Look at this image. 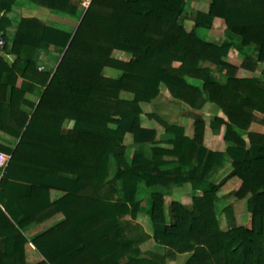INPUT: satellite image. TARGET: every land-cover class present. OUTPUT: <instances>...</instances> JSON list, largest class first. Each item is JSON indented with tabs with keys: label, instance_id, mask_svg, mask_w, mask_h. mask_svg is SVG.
I'll use <instances>...</instances> for the list:
<instances>
[{
	"label": "trees",
	"instance_id": "trees-1",
	"mask_svg": "<svg viewBox=\"0 0 264 264\" xmlns=\"http://www.w3.org/2000/svg\"><path fill=\"white\" fill-rule=\"evenodd\" d=\"M29 1L77 24L64 30L24 18L10 40L7 13L15 0H0V130L15 140L10 147L0 143L9 156L0 170V264H32L22 230L60 213L61 223L32 240L43 257L36 264H171L179 255H189L183 264H264V134L250 131L254 123L264 126V68L261 78H241L231 57L234 49L254 46L264 66V0H211L190 31L181 20L187 0ZM216 19L240 38L238 48L199 37L198 29H212ZM45 47L60 56L54 69L40 70ZM115 51L131 59H116ZM105 68L123 74L109 78ZM221 72L225 83L216 78ZM164 92L194 111L217 106L213 123L226 127V151L206 147L207 124L199 115L193 137L157 118L172 136L167 144L144 128L142 104ZM128 136L151 146V158L138 152L129 162ZM225 155L231 171L217 182ZM234 178L242 182L235 196L248 198L252 223L230 221L222 229L219 194ZM182 183L192 186V207L155 196L150 235L137 222L141 185ZM52 190L64 196L51 203Z\"/></svg>",
	"mask_w": 264,
	"mask_h": 264
},
{
	"label": "rangeland",
	"instance_id": "rangeland-1",
	"mask_svg": "<svg viewBox=\"0 0 264 264\" xmlns=\"http://www.w3.org/2000/svg\"><path fill=\"white\" fill-rule=\"evenodd\" d=\"M25 3L29 4L32 10H30L26 15L27 16H33V17H39L42 18L44 16L43 14L45 13H51L49 12L48 9L42 8V7H37L34 6L31 2L28 0H24ZM211 0H187L186 7L184 10V14L182 17V22L184 23L186 29L188 31L192 30L194 27V22L193 18L198 12H208L209 6H210ZM57 13V12H56ZM75 24V23H74ZM71 26L68 30H73L75 28V25ZM198 35L201 39L216 43L218 45H221L225 42H232L237 48L240 46V41L238 39L233 37L227 30L226 24L224 20L219 19L215 20L213 28L208 30V29H198ZM240 48V47H239ZM238 48V49H239ZM234 49L232 53V60L235 62L236 65L239 66V71H238V76L243 78V76L248 77H259L261 78V72L264 68L263 65H260L256 62L257 60V50L256 48L253 47H248V48H243V49ZM113 57L119 60L123 61H129L131 59V55L125 52L121 51H115L113 53ZM108 69L107 71H104V75L107 77L111 78H119L123 73L120 70L112 69V68H106ZM217 80L225 83L227 80V76L225 75L224 72H221L216 76ZM190 82L194 85H197L199 87H202V82L197 81V80H190ZM164 94L167 98L171 100H175V104L173 106L170 105H160L163 108L165 107V113L167 114L169 118V122H177L176 119L180 120L181 118H186L188 125L191 127V122L194 124V119L197 115L202 116L203 118L206 117L207 119V129H206V134L211 136L213 135H220L221 134V128H218L217 126L214 125L213 121L215 117L220 114L219 108L217 106H214L213 104L209 103L207 104L203 110L201 111H194L191 109L187 104L178 101L176 99H173L167 94L166 92L162 93ZM122 98L126 100H130L132 96L127 93H122ZM164 99V98H163ZM164 103V102H163ZM143 115H144V123H145V105H143ZM149 118L152 120H155L159 125V121L157 120L158 117H154L153 115H149ZM169 124V123H168ZM194 127V126H192ZM195 128V127H194ZM226 128V127H225ZM160 132L164 131V128H159ZM250 131L252 132H257V133H262L264 134V126L258 123H254ZM163 133V132H162ZM166 134V133H165ZM168 137L166 135H163V142L167 144L166 142L168 141ZM172 137V136H171ZM206 138V135H205ZM132 137L128 136L124 140V144L127 146V159L129 162L132 161L133 156L135 153H142L144 154L147 158H151L152 156V147L151 146H139L135 145L131 142ZM227 144V143H226ZM228 147V144H227ZM227 156V155H225ZM232 164V163H231ZM232 166V165H231ZM223 169V166H222ZM222 169L215 175V181L220 182L223 178H225L228 174L225 172H222ZM231 171V170H230ZM116 174V164L112 160L111 162V178H113ZM226 174V175H225ZM191 185H186L183 188H180L178 190L174 189L175 187H154V188H148L145 184L141 185V195L140 199L142 201L141 205V211L138 214L137 222L143 227V229L149 233L150 235H153V225L152 221L149 215V211L153 202V199L155 196H161L165 197L166 202H171V201H177L181 200L185 202L187 207H192L193 205V190L191 188ZM119 188L120 184H119ZM222 192H220V196L222 195ZM237 193V192H236ZM233 196L232 198H234ZM184 205V204H183ZM219 210L218 213L219 215L217 216L220 227L222 229H227L230 221L226 219L224 216L222 207L223 206H218ZM239 211L241 212V215L238 217V221H236V224L240 223L242 225L250 226L252 223V216L251 213L248 210V198L243 199L242 202H239ZM139 254V251L136 249V251L133 253V255ZM189 255H179L178 259L176 262H173L171 264H183L187 259Z\"/></svg>",
	"mask_w": 264,
	"mask_h": 264
},
{
	"label": "crops",
	"instance_id": "crops-1",
	"mask_svg": "<svg viewBox=\"0 0 264 264\" xmlns=\"http://www.w3.org/2000/svg\"><path fill=\"white\" fill-rule=\"evenodd\" d=\"M33 5L37 6L35 4H33ZM37 7H40V6H37ZM30 10H32V8L30 7L29 4L25 3L24 0H15V4L12 6L11 10L7 13V17L11 21V25L8 28V37L10 40H12L14 38V35H15L17 28H18V25H19L20 21L24 18L38 19V20L46 23L49 26L59 28V29H64V30H68L71 26H73L74 23H75L74 24L75 26L77 24L76 18L68 17L62 13H59V12L56 13L55 11H52L49 9L48 10L51 13L43 14L44 16H42V18L27 16L28 15L27 13ZM2 15H3V13H0V17ZM216 20H219V19H216ZM1 54L3 56H6V58L9 59L10 61L14 60V57H12V56H7L4 53H1ZM59 61H60V56L56 52H54L52 48H50V47L43 48V50L41 52V58H40V66L41 67H44L47 70H51V69H54L56 67V65L58 64ZM107 70L108 69L105 68L104 71H107ZM119 78H113V79H119ZM243 78H247V76H243ZM21 83H22V80L19 81V85H21ZM42 91H43L42 87H37L35 92H36V94H40ZM10 92L11 91L9 89L7 91L8 95L10 94ZM27 97L29 99H33V100L38 99L36 96H33V95H29ZM8 98H9V96H8ZM174 101L167 98L164 94H161L156 100L152 101L151 103H143L142 104V109H143V105H145V123H144V115H142V117H141L142 126L144 128H147V129L155 130L157 132L158 138L161 141H163L162 140L163 135L169 136L168 141L170 139H172V137L165 132V129H164V131H162L163 133L160 132L159 128H162V130H163L164 127L162 125H159L155 120H152L151 118H149V115L150 116L153 115L154 117H158L161 120H163L164 122L169 123L171 125H178L180 127L185 128L186 134L189 137H193L194 132H195V128L192 127V126H194V124H192V122H191V127H190L187 123L188 121L186 118L180 117V120L176 119L177 122H175V123L169 122V118H168L167 114L165 113V110L163 111V109H166V108L165 107L163 108L160 105L173 106L176 102V101L175 102ZM23 109L27 110V111L30 110V108L27 105H23ZM204 119L207 122L206 117H204ZM65 126H66V128H72L73 122L68 120V121H66ZM225 133H226V128L223 126L221 128V134L220 135L215 136L212 134L211 136H209L206 134V138H205L206 147L213 150V151L225 152L227 149V144L224 141ZM14 142H15L14 138L10 137L9 135L5 134L3 131L0 130V143L1 144L7 145L10 147L14 144ZM131 142L133 143V139H131ZM139 146H149V145H139ZM231 167H232L231 166V159L227 155L224 158L223 169L221 168L222 172H225L228 174L231 170ZM186 185H191V184L182 183V184L174 185L173 187H175L174 189L178 190L180 188H183ZM241 185H242L241 180L238 178H234V179L230 180L223 187V189L221 190L223 192H222V195L220 196L221 201L217 204V216L219 215V213H218L219 207L218 206H223L222 210H223V213H224V216L226 217V219L228 221H232V222L238 221V217H239V215H241V212L239 211L238 207H239V202H242V200H239L238 198H236L235 194L240 189ZM156 187H161V186H156ZM63 196H64L63 192L57 191V190H52L50 192L49 199H50V202L53 203V202L59 200L60 198H62ZM233 196H235V197L232 198ZM177 201L188 206V204H186L185 202H183L181 200H177ZM64 219H65V217L62 213L55 214V215L51 216L50 218L44 220L43 222H33V223L27 225L22 230L23 234L25 235V237L29 241V243L26 246V254H27V259L30 263L36 264V263L41 262L43 260L42 255L37 250V248L34 246V244L32 243V240L34 238L38 237L40 234L44 233L45 231L49 230L50 228L61 223ZM238 225H242V224L238 223Z\"/></svg>",
	"mask_w": 264,
	"mask_h": 264
},
{
	"label": "built area",
	"instance_id": "built-area-1",
	"mask_svg": "<svg viewBox=\"0 0 264 264\" xmlns=\"http://www.w3.org/2000/svg\"><path fill=\"white\" fill-rule=\"evenodd\" d=\"M89 3V0H87L84 5L87 6ZM5 46V41L0 38V48L3 49ZM44 67H41L40 70H43ZM9 160V156L6 155L5 153L0 152V170H3L5 166L7 165V162Z\"/></svg>",
	"mask_w": 264,
	"mask_h": 264
}]
</instances>
